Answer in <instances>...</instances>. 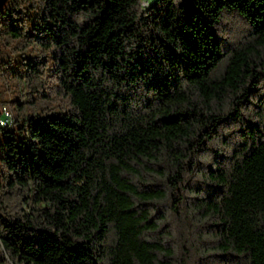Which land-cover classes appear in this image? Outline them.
Here are the masks:
<instances>
[{
	"label": "trees",
	"instance_id": "trees-1",
	"mask_svg": "<svg viewBox=\"0 0 264 264\" xmlns=\"http://www.w3.org/2000/svg\"><path fill=\"white\" fill-rule=\"evenodd\" d=\"M5 95L0 264H264V0H6Z\"/></svg>",
	"mask_w": 264,
	"mask_h": 264
},
{
	"label": "rangeland",
	"instance_id": "rangeland-1",
	"mask_svg": "<svg viewBox=\"0 0 264 264\" xmlns=\"http://www.w3.org/2000/svg\"><path fill=\"white\" fill-rule=\"evenodd\" d=\"M153 0H140L141 4L144 6V5H147L149 2H151ZM4 99H2V102H0V110L2 108H5V110L10 114L12 115V110H11V107L9 106V100H8V95H5L3 96ZM10 98V97H9Z\"/></svg>",
	"mask_w": 264,
	"mask_h": 264
},
{
	"label": "bare ground",
	"instance_id": "bare-ground-1",
	"mask_svg": "<svg viewBox=\"0 0 264 264\" xmlns=\"http://www.w3.org/2000/svg\"><path fill=\"white\" fill-rule=\"evenodd\" d=\"M2 110V109H1ZM3 113H4V120L7 124L12 123V116L3 108Z\"/></svg>",
	"mask_w": 264,
	"mask_h": 264
},
{
	"label": "built area",
	"instance_id": "built-area-1",
	"mask_svg": "<svg viewBox=\"0 0 264 264\" xmlns=\"http://www.w3.org/2000/svg\"><path fill=\"white\" fill-rule=\"evenodd\" d=\"M10 124H7L4 120V113H3V108L0 110V126H7Z\"/></svg>",
	"mask_w": 264,
	"mask_h": 264
},
{
	"label": "water",
	"instance_id": "water-1",
	"mask_svg": "<svg viewBox=\"0 0 264 264\" xmlns=\"http://www.w3.org/2000/svg\"><path fill=\"white\" fill-rule=\"evenodd\" d=\"M6 0H0V8L4 5Z\"/></svg>",
	"mask_w": 264,
	"mask_h": 264
}]
</instances>
